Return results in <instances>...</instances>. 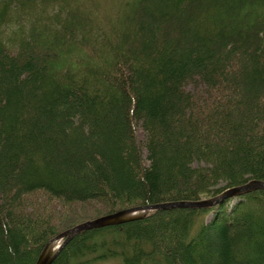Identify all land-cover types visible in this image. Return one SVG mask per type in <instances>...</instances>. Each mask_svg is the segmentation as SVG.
Listing matches in <instances>:
<instances>
[{
    "label": "trees",
    "instance_id": "1",
    "mask_svg": "<svg viewBox=\"0 0 264 264\" xmlns=\"http://www.w3.org/2000/svg\"><path fill=\"white\" fill-rule=\"evenodd\" d=\"M251 179L264 0H0V264H34L82 221ZM50 264H264V188L84 230Z\"/></svg>",
    "mask_w": 264,
    "mask_h": 264
},
{
    "label": "water",
    "instance_id": "2",
    "mask_svg": "<svg viewBox=\"0 0 264 264\" xmlns=\"http://www.w3.org/2000/svg\"><path fill=\"white\" fill-rule=\"evenodd\" d=\"M264 188V181L251 179L244 184L224 189L219 194L199 200H177L158 202L150 205H137L116 210L93 219L82 221L48 240L40 251L34 264H50L57 256L62 247L78 233L106 225L118 224L136 218H141L153 210L168 209L174 207H208L231 197L246 193L250 190Z\"/></svg>",
    "mask_w": 264,
    "mask_h": 264
},
{
    "label": "rangeland",
    "instance_id": "3",
    "mask_svg": "<svg viewBox=\"0 0 264 264\" xmlns=\"http://www.w3.org/2000/svg\"><path fill=\"white\" fill-rule=\"evenodd\" d=\"M138 136H139V138H141V136H142V134H141V132L140 131H138ZM212 197V196H211ZM206 198H209V197H206ZM202 199H205V198H202ZM49 206H52V204L51 205H49ZM76 209L78 210V209H80V207H79V205H77L76 206ZM169 209V208H168ZM99 211H101V210H99ZM77 214V213H76ZM76 214H72V213H68L67 211H63V213L61 214V215H59V217H58V219H61L60 220V223H62V222H70L71 220H74L76 217H77V215ZM101 216V215H100Z\"/></svg>",
    "mask_w": 264,
    "mask_h": 264
}]
</instances>
